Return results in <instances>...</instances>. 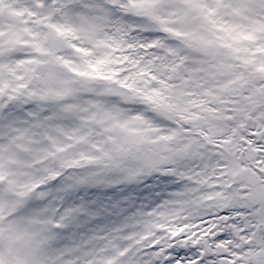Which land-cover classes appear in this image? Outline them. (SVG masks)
<instances>
[{"label": "snow or ice", "instance_id": "6c2138e0", "mask_svg": "<svg viewBox=\"0 0 264 264\" xmlns=\"http://www.w3.org/2000/svg\"><path fill=\"white\" fill-rule=\"evenodd\" d=\"M0 264H264V0H0Z\"/></svg>", "mask_w": 264, "mask_h": 264}]
</instances>
